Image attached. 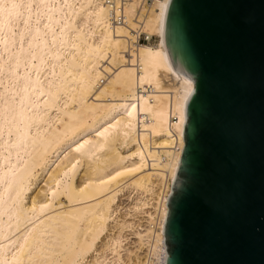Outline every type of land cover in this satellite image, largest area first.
I'll return each mask as SVG.
<instances>
[{
	"label": "bare ground",
	"instance_id": "bare-ground-1",
	"mask_svg": "<svg viewBox=\"0 0 264 264\" xmlns=\"http://www.w3.org/2000/svg\"><path fill=\"white\" fill-rule=\"evenodd\" d=\"M169 4L0 0V264H166L195 89Z\"/></svg>",
	"mask_w": 264,
	"mask_h": 264
},
{
	"label": "water",
	"instance_id": "water-1",
	"mask_svg": "<svg viewBox=\"0 0 264 264\" xmlns=\"http://www.w3.org/2000/svg\"><path fill=\"white\" fill-rule=\"evenodd\" d=\"M165 40L195 81L166 264H264V0H170Z\"/></svg>",
	"mask_w": 264,
	"mask_h": 264
},
{
	"label": "built area",
	"instance_id": "built-area-1",
	"mask_svg": "<svg viewBox=\"0 0 264 264\" xmlns=\"http://www.w3.org/2000/svg\"><path fill=\"white\" fill-rule=\"evenodd\" d=\"M138 38H136L134 43H148V42H154L158 39L157 36H149L145 32L137 31ZM149 264V263H148Z\"/></svg>",
	"mask_w": 264,
	"mask_h": 264
},
{
	"label": "rangeland",
	"instance_id": "rangeland-1",
	"mask_svg": "<svg viewBox=\"0 0 264 264\" xmlns=\"http://www.w3.org/2000/svg\"><path fill=\"white\" fill-rule=\"evenodd\" d=\"M84 168V167H83ZM83 168L81 167V169H80V171H79V175L81 174V170L83 171ZM77 174V177L79 176ZM38 183H39V180H38ZM41 184V183H40ZM36 188V185H34L33 186V188L32 189H35ZM128 192V193H127ZM29 193H31V191H29ZM129 194V191H125V195L123 196H121L120 197V202H119V204H120V207H123V206H126L131 200L130 199H128V197L126 196V195H128ZM50 196V195H49ZM69 202H68V200L66 201V205L68 204ZM121 209H119V211H120ZM125 210H121V212L119 213V215L121 216V213H123ZM121 219V218H120Z\"/></svg>",
	"mask_w": 264,
	"mask_h": 264
}]
</instances>
